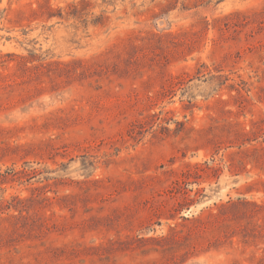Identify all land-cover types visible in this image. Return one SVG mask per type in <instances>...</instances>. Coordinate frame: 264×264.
<instances>
[{"label":"rangeland","instance_id":"1","mask_svg":"<svg viewBox=\"0 0 264 264\" xmlns=\"http://www.w3.org/2000/svg\"><path fill=\"white\" fill-rule=\"evenodd\" d=\"M0 264H264V0H0Z\"/></svg>","mask_w":264,"mask_h":264}]
</instances>
